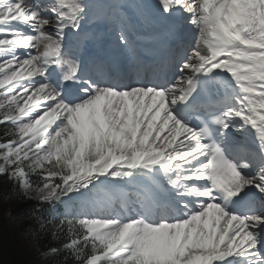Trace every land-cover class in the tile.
I'll return each instance as SVG.
<instances>
[{"label":"snow or ice","instance_id":"1","mask_svg":"<svg viewBox=\"0 0 264 264\" xmlns=\"http://www.w3.org/2000/svg\"><path fill=\"white\" fill-rule=\"evenodd\" d=\"M132 7L175 41L145 68L111 5L114 73L87 52L91 0H0V177L71 205L29 235L66 226L52 264H264V0Z\"/></svg>","mask_w":264,"mask_h":264},{"label":"trees","instance_id":"2","mask_svg":"<svg viewBox=\"0 0 264 264\" xmlns=\"http://www.w3.org/2000/svg\"><path fill=\"white\" fill-rule=\"evenodd\" d=\"M8 129L4 125H0V142L5 141L8 137L5 136ZM34 179V175L31 177ZM34 183V182H33ZM0 202H5L7 207L10 208V215L12 219L9 222H0V264H44L46 261L42 255L45 249L52 246H58L66 239L67 231L66 226L63 233L57 232L56 235L51 232L41 233L39 238L29 235V227L32 224L31 217L35 208L40 207L45 220H51L58 223L59 218L56 217V212L52 211L50 207L44 205H37L35 201L26 200L19 194L17 187L11 183L6 177H0ZM15 224L18 230L23 231L25 242L32 244L33 253L32 262H29V256L26 257L27 261L18 256L16 253V244L19 246L25 243L21 238L13 240V231L9 225ZM52 264L51 261H48ZM54 264H65L64 256L56 257Z\"/></svg>","mask_w":264,"mask_h":264},{"label":"rangeland","instance_id":"3","mask_svg":"<svg viewBox=\"0 0 264 264\" xmlns=\"http://www.w3.org/2000/svg\"><path fill=\"white\" fill-rule=\"evenodd\" d=\"M103 24H105V23H103ZM2 163H3V161L0 160V164H2ZM37 181H38V177L34 176V179L32 180V182H34V184H35ZM32 201H34V200H32ZM44 205L45 206H50L48 204H44ZM55 206H61V209H62L63 213L68 212V211L71 210V205L68 204V203H60V202H57L55 204ZM50 207L51 208H54L52 206H50ZM11 219H12V217L10 215V208L7 207V204L5 202H0V222L1 221H3V222H6V221L9 222ZM9 228L13 231V240L14 241L19 240L20 238L22 239V237H24L23 231L18 230L17 227H16V225L14 223L12 225H9ZM16 248H17L16 253L18 252V256H20L21 258H23L24 261H27L26 260V257L29 256L30 259H28V261L29 262H32V254L28 252V250H31L32 253L34 251V249H32V244L31 243L25 242L23 244V242H22V245L21 246H19L18 244H16ZM44 264H51V263H49L48 261H46Z\"/></svg>","mask_w":264,"mask_h":264},{"label":"bare ground","instance_id":"4","mask_svg":"<svg viewBox=\"0 0 264 264\" xmlns=\"http://www.w3.org/2000/svg\"><path fill=\"white\" fill-rule=\"evenodd\" d=\"M153 2H154V0H153ZM127 19H128L129 25L132 26V31L134 34L141 33L140 28L145 27V26H148V29L145 32L153 31L154 26H156L157 28L160 29V26L157 22L145 21L143 18L139 17L135 11L133 13L132 12L127 13ZM103 23H105V21L104 22L102 21V24ZM149 25H154V26H149ZM111 41H112V39H111Z\"/></svg>","mask_w":264,"mask_h":264}]
</instances>
